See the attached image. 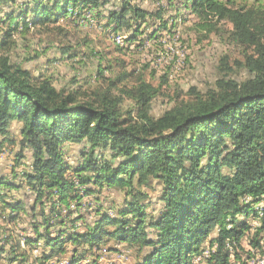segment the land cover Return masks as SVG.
<instances>
[{"label":"trees","instance_id":"trees-1","mask_svg":"<svg viewBox=\"0 0 264 264\" xmlns=\"http://www.w3.org/2000/svg\"><path fill=\"white\" fill-rule=\"evenodd\" d=\"M110 1L28 0L16 11V0H0L8 25L0 32V152L15 155L11 177L0 175V260L56 264L68 256L67 264H101L97 252L109 242L137 245L142 254L133 264H196L207 248V264L264 256V7L186 0L201 19L231 23L234 40L246 49L249 76L219 79L218 89L181 100L160 116L151 114L159 89L141 75L129 85L132 72L110 79L100 68L97 78L105 84L79 101L78 91L60 90L50 77L35 81L5 54L14 31L60 18L101 17ZM131 1L110 10L106 26L116 34L129 29L134 43L146 18L161 16ZM60 54L78 56L72 46ZM126 99L132 103L125 109ZM13 122L21 123L18 131ZM68 144L82 145L75 162ZM154 181L161 185L158 217L147 211L145 188ZM24 186L34 196L31 207L15 196L27 191ZM106 187L124 193L123 206L106 205ZM20 224L28 226L19 231ZM23 244L42 250L32 259Z\"/></svg>","mask_w":264,"mask_h":264},{"label":"rangeland","instance_id":"rangeland-1","mask_svg":"<svg viewBox=\"0 0 264 264\" xmlns=\"http://www.w3.org/2000/svg\"><path fill=\"white\" fill-rule=\"evenodd\" d=\"M26 1L28 0H16L12 5L14 10L25 8ZM234 1L248 8L264 7V0ZM122 2L123 0H111L101 17L88 18L85 15L78 19L60 18L58 22L47 21L44 24L30 25L28 30L20 28L14 31L5 54L9 55L13 63L28 69L35 81L50 77L58 89L66 92L78 91L79 101L92 99L96 88L105 84L103 77L97 78L100 68L107 69L104 75L110 79H114L122 70L132 72L133 77L127 82L129 85L134 84L141 75L159 89L158 95L152 101L151 114L154 116L162 115L181 100L193 99L196 94L218 89L219 79L241 80L249 76L248 70L243 66L246 49L234 40L229 21L218 16L201 19L187 6L186 0H132L134 7L159 13L161 17H147V22L141 24L137 41L131 43L128 40L131 34L129 29L123 28L116 34L110 33L106 26L109 11L119 10ZM12 6H6L5 11L13 9ZM2 19L1 13L0 32L5 33L8 25ZM206 24L207 26H204ZM118 35L123 37V43L118 42ZM64 46H72L78 56L73 59L62 58L60 51ZM131 103L126 99L124 108L129 107ZM20 125L19 122H13L12 129L18 131ZM66 149L69 160L75 162L79 158L82 145L68 144ZM14 156L12 151L0 152V175L11 177ZM29 158L30 153L27 152V160ZM16 182H20V178H17ZM145 189L149 191L151 198L147 211L150 215L158 217L163 207L159 200L161 185L154 181ZM14 193L16 197L23 198L28 206H32L34 196L28 188L27 191ZM101 197L106 199V205L123 206L121 203L124 193L121 190L106 187ZM252 223L254 226L260 225V219L252 220ZM0 225H5L2 219ZM27 226L20 224L17 228L22 231L23 227ZM28 232L32 233L30 227ZM216 233L213 232L211 237ZM249 242L245 236L243 244L249 248ZM111 245H116L119 250L107 251V246ZM67 246L72 247L71 244ZM107 246L97 252L101 264H133L141 252L137 245H118L110 242ZM34 247L22 245V248L30 251L32 259L42 250V246H38V249ZM209 253L208 251L202 256H196L194 262L207 264L205 260ZM232 262L239 264L235 257ZM67 263L68 256H63L56 264ZM0 264L12 263L0 260ZM35 264H38V261ZM247 264H255V258H249ZM261 264H264V258H261Z\"/></svg>","mask_w":264,"mask_h":264},{"label":"built area","instance_id":"built-area-1","mask_svg":"<svg viewBox=\"0 0 264 264\" xmlns=\"http://www.w3.org/2000/svg\"><path fill=\"white\" fill-rule=\"evenodd\" d=\"M92 15L88 14V17L90 18ZM118 41L123 43L124 41H122V36L118 35ZM214 249V247H213ZM232 249V248H231ZM210 252V249H207L205 252ZM258 256H261V255H257L256 257H252V258H255V264H261V258H264V256H261V257H258ZM246 264H247V261H246Z\"/></svg>","mask_w":264,"mask_h":264},{"label":"crops","instance_id":"crops-1","mask_svg":"<svg viewBox=\"0 0 264 264\" xmlns=\"http://www.w3.org/2000/svg\"><path fill=\"white\" fill-rule=\"evenodd\" d=\"M110 243V242H109Z\"/></svg>","mask_w":264,"mask_h":264}]
</instances>
